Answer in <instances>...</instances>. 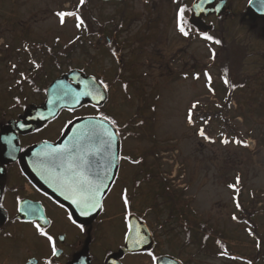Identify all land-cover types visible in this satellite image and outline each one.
<instances>
[{
	"label": "rangeland",
	"instance_id": "obj_1",
	"mask_svg": "<svg viewBox=\"0 0 264 264\" xmlns=\"http://www.w3.org/2000/svg\"><path fill=\"white\" fill-rule=\"evenodd\" d=\"M177 1L86 0L88 13L106 29L102 42L108 32H115V42L123 53L120 52L119 58L110 59L96 35L83 41L84 48L76 47L68 59L58 52L81 30L76 27L80 0H0V44L16 46V58L21 61L19 68L24 74L16 83L25 96L30 95L31 89L23 77L27 71L33 73L39 64L47 67L52 78L68 70H85L106 80L114 78L113 85H116L101 112L122 136L130 137L126 145L130 155L145 158L150 174L161 181V184L151 183L154 186L149 193L154 196L149 198V206L157 209L169 200L170 206L177 210V221L162 232L165 237L160 235L161 244L169 245L168 251L175 243V248L182 250L180 256L185 264H238V261L241 264L243 256L259 249L262 263L263 37L248 41L253 54L242 66L246 84L244 89L231 95V110L227 114L240 139L224 143L219 137L220 121L201 115L215 113L227 95L222 86L225 79L220 69L224 64L221 44L214 41L217 37L229 42L244 41V29L249 21L244 25H239V21L246 14L250 0H227L232 16H224L220 21L206 17V25L214 29L204 33L185 28L187 36L177 29ZM193 1L185 0L186 8ZM188 11L189 8L184 14L186 20ZM59 12L76 15L66 16L62 24ZM263 31L262 28V34ZM43 45L52 49L51 56L46 54ZM53 55L60 66L58 72L51 66ZM6 85L7 82H0V92ZM193 104L197 105L194 109ZM190 109L194 120L191 124L188 122ZM201 129L204 135L200 134ZM165 182L169 188L162 193L158 185ZM252 212L256 224L253 236L248 232V219H244ZM169 216V206L159 207L150 216V223L159 229ZM169 230L171 235L166 232ZM219 240L222 242L217 243ZM216 243L223 246L229 262L217 256Z\"/></svg>",
	"mask_w": 264,
	"mask_h": 264
},
{
	"label": "flooded vegetation",
	"instance_id": "obj_2",
	"mask_svg": "<svg viewBox=\"0 0 264 264\" xmlns=\"http://www.w3.org/2000/svg\"><path fill=\"white\" fill-rule=\"evenodd\" d=\"M98 43L105 49L104 53L113 58L102 45L101 37ZM19 65L16 46L0 44V82H7L0 92V264H157L166 258L167 264H185L180 247L175 248L176 244L172 243L173 249L168 251L169 245L160 242L166 227L177 221L176 208L170 206L169 200L157 209L149 206V198L154 196L149 193L154 186L151 183L159 181L158 177L150 174L145 158L130 155L126 147L130 137L120 136L110 120L106 121L118 134V167L108 192L102 197V211L93 221L74 222L64 206L31 181L21 165L23 154L39 144H57L67 126L78 120L107 117L101 111L116 84L113 85L114 78L106 80L81 70L99 83L106 102L98 107L83 103L73 110L62 109L50 121L37 123L31 114L25 113L45 108L47 86L69 70L53 79L42 64L36 66L33 73L27 71L24 79L34 77L38 81L37 87L29 89L30 95L25 96L18 84L19 77L24 75ZM158 188L165 193L169 186L162 183ZM164 206H169L170 216L155 229L149 218ZM131 229L134 238L128 240ZM166 232L172 234V230ZM127 242L138 251L121 253ZM221 253L223 250L216 252L217 256L225 257ZM259 260V251L254 250L241 258L245 262L241 264H264Z\"/></svg>",
	"mask_w": 264,
	"mask_h": 264
},
{
	"label": "water",
	"instance_id": "obj_3",
	"mask_svg": "<svg viewBox=\"0 0 264 264\" xmlns=\"http://www.w3.org/2000/svg\"><path fill=\"white\" fill-rule=\"evenodd\" d=\"M104 3H120L123 0H101ZM227 0H194L190 8L188 23L198 31H210L204 19L213 16L220 18L229 15L226 12ZM247 15L253 20L264 22V0H250L246 7ZM264 35V34H263ZM103 96L104 99H100ZM45 108L34 112L33 121L39 123L53 119L62 109H76L84 102L93 106H101L106 100L102 87L93 78H88L78 71H71L63 78L54 81L46 92ZM26 120V119H24ZM61 140L51 145L39 144L29 149L21 157V165L31 181L50 195L56 202L64 206L78 223L90 222L101 210L102 197L110 187L118 166L119 143L115 130L107 122L100 119H82L69 126ZM114 133L109 141L104 129ZM79 165L77 171L80 178L91 182L93 188L98 189L99 206L84 208L83 204L73 203L79 194L73 192L70 185L72 166ZM84 211L87 214H82ZM128 240L134 238L132 229ZM135 252L127 242L121 253ZM163 259L157 264H167Z\"/></svg>",
	"mask_w": 264,
	"mask_h": 264
},
{
	"label": "trees",
	"instance_id": "obj_4",
	"mask_svg": "<svg viewBox=\"0 0 264 264\" xmlns=\"http://www.w3.org/2000/svg\"><path fill=\"white\" fill-rule=\"evenodd\" d=\"M185 0H178L177 1V7L180 9L183 7L185 9V12L188 10L184 2ZM87 2L85 0L83 5H80L78 10L76 11V14L79 15V17L83 20V25L81 26V30L78 35L69 42L63 49L58 52L60 56H64V58H68L71 55L72 52H74L76 47L81 46L84 48V42L85 40H88L89 37L93 38V36L98 35L99 37H102L106 33V29L104 25L100 24L99 21H97L93 15L88 13L87 11ZM184 12V14H185ZM184 20V27L190 28L185 16L183 17ZM249 21L248 26L246 29H244V41H237V40H231L229 42L227 39L223 41V39L216 38L217 41L221 44V50H222V58L224 59V64L221 69V76L224 77L225 81L227 80L228 83H223L224 89L227 92L226 97L223 100L222 105L218 107V109L215 111V113H203L201 115L206 116V119H216L220 121V127H219V137L222 140H237L240 139L239 133L234 131L233 127L230 124L229 118H228V112L231 110V95L238 91L244 89L246 81L245 76H243V67L245 64L246 59L249 57V55H252L253 53H250V46L248 41L252 38H255L257 40H261L262 37V28L263 23L259 20H251L247 14H242L240 18V24H243ZM123 24V23H121ZM222 29V28H221ZM82 36V37H81ZM109 39V42H107V39ZM115 32H108V36L105 35L104 38V44L107 50L112 51L114 50L115 53H120V48L118 47L117 42H115ZM54 61H53V68L60 71V66H57V60L56 56L53 55ZM70 67V66H69ZM264 72V67L263 70ZM31 85L33 83L31 82ZM202 120H205L203 118ZM212 131V129H210ZM237 138V139H236ZM238 141V140H237ZM252 213L247 214V217H244L248 219L247 223L249 225V234L252 236L255 235L252 231L256 228V224L253 220L254 216H252ZM243 217V216H242ZM246 223V224H247ZM264 261V256H263Z\"/></svg>",
	"mask_w": 264,
	"mask_h": 264
},
{
	"label": "snow or ice",
	"instance_id": "obj_5",
	"mask_svg": "<svg viewBox=\"0 0 264 264\" xmlns=\"http://www.w3.org/2000/svg\"><path fill=\"white\" fill-rule=\"evenodd\" d=\"M85 2V0H80V4L83 5ZM184 12L185 9L183 7H181L178 12H177V29L178 31L184 35L187 36L188 32L185 30L184 27ZM57 15L60 17V21L63 24L65 22V17L66 16H73L76 15L73 12H59L57 13ZM83 20L79 17V15H76V27L80 28L83 25ZM205 39L212 41L213 38L210 36H205ZM215 43H219V41H214ZM207 75V74H206ZM211 80V77H209V81ZM225 83H228V81L226 80ZM104 88H107V85H104ZM100 99H104L103 96L100 97ZM196 104L192 105V108H196ZM102 121L107 120V117L101 116L99 118ZM188 122L194 123L193 120V112L190 109L189 113H188ZM105 134L108 136L109 141H111L112 136L114 135V133L109 132L107 128L104 129ZM201 135H204V131L203 129H201L200 132ZM224 143H227V140L223 141ZM238 142V141H237ZM79 168V165L74 164L72 166V176L70 177V185L72 187V190L74 193L79 194V199L78 200H74L73 203H79V204H83L84 208H94V207H98L99 203H98V199H97V193H98V189H95L92 187L91 182L87 181L85 179H81L80 176L81 174L77 171V169ZM237 183H239V177H237ZM230 188H235V185H229ZM237 207L239 208V204H237ZM82 214H87L86 211H84ZM233 219H237L236 216H233ZM39 227V226H37ZM45 234V233H42ZM49 240H51V237H48ZM53 254L55 255V250L53 252Z\"/></svg>",
	"mask_w": 264,
	"mask_h": 264
},
{
	"label": "bare ground",
	"instance_id": "obj_6",
	"mask_svg": "<svg viewBox=\"0 0 264 264\" xmlns=\"http://www.w3.org/2000/svg\"><path fill=\"white\" fill-rule=\"evenodd\" d=\"M97 107H98V106H97ZM105 122L108 123V121H106V120H105ZM109 122H111V121H109ZM111 123H112V122H111ZM112 124H113V123H112ZM108 125H110V123H108ZM113 125H114V124H113ZM110 126L113 128L112 125H110ZM114 126L116 127V125H114ZM116 128H117V127H116ZM113 129H114V128H113ZM114 130H115V129H114ZM117 130H118V129H117ZM115 132H116V130H115ZM118 132H119V130H118ZM116 134H117V132H116ZM117 136H118V134H117ZM102 200H103V199H102ZM101 211H102V202H101V210H100V212H101ZM100 212L97 214V216L100 214ZM97 216H96V217H97ZM96 217H95V218H96ZM93 220H94V218H93L91 221H93ZM91 221H90V222H91ZM87 223H89V222H87ZM85 224H86V223H85Z\"/></svg>",
	"mask_w": 264,
	"mask_h": 264
}]
</instances>
